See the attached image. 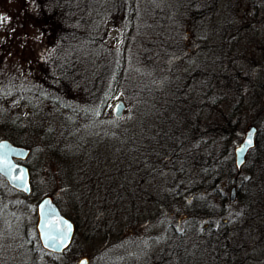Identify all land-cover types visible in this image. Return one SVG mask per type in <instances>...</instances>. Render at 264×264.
<instances>
[{"label": "rangeland", "instance_id": "rangeland-1", "mask_svg": "<svg viewBox=\"0 0 264 264\" xmlns=\"http://www.w3.org/2000/svg\"><path fill=\"white\" fill-rule=\"evenodd\" d=\"M179 2L186 3L181 10ZM59 6L63 14L54 22L71 30V42L52 29L36 0H0L6 18L0 20V104L28 127L17 133L0 126V140L24 137L19 145L31 149L24 164L34 192L25 197L0 177V264H76L82 257L87 264H164L178 247L168 242L169 252H161L172 230L190 245L185 264L196 256L207 264L216 252L239 264H264V0H163L161 16L141 18L153 29L146 39L162 44L140 56L129 47L136 21L84 17L83 7L66 9L63 0ZM190 13L203 19L187 20ZM163 14L167 31L160 27ZM6 77L11 80L3 83ZM118 101L124 108L116 118ZM73 120L83 133L93 123L99 134L116 128L117 138L92 145L86 135L87 153L74 150ZM168 120L174 135L159 126ZM249 126L257 129V144L237 172L233 151ZM190 129L207 134L191 145ZM144 131L157 133L153 143L136 135ZM205 139L217 143L222 166L201 194L211 198L202 212L177 159L185 155L189 175L199 166L207 171L211 152L217 162L216 149H193ZM44 195L76 227L62 255L39 244L35 206ZM221 235L223 244L212 248ZM175 252L170 258L178 262Z\"/></svg>", "mask_w": 264, "mask_h": 264}, {"label": "trees", "instance_id": "trees-1", "mask_svg": "<svg viewBox=\"0 0 264 264\" xmlns=\"http://www.w3.org/2000/svg\"><path fill=\"white\" fill-rule=\"evenodd\" d=\"M60 1L61 0H36L38 6L40 8L39 13L47 18L48 23L51 25L52 29H54V28L58 29V33L63 34V38L65 37L64 40L66 42H71L70 39L74 38V37H72L73 34H72L71 30L68 27H65L63 25L61 26V24L58 25L54 22L56 20L57 23H59L60 22L59 16H62V14H63L61 9H60V6H59ZM162 2H163V0H63V5L66 9H70V10L72 9L73 5L79 6L77 8V10L80 9V11L83 7L84 10H83L82 16L87 17L88 15H92L97 20H100L104 17H110L111 16L113 19H123V20L128 21L131 24H132V22L136 21V23L138 25L135 24L137 28H134V32L131 33L129 47L133 48L135 50L134 53L137 56H140L141 54H143V55L144 54L150 55L149 53L154 54V51L159 46V43L162 44L161 43L162 41H157V42L151 43L146 39V35L149 36V34H151L153 32V29H152V26L150 23H143L142 22L143 19H141L147 15H148V17H153L154 15L161 16L162 14L160 15V13H162V11L159 10V7H160L159 4ZM44 5H48L49 7L45 8ZM182 5L185 6L186 3H180L179 2V4L176 5L177 10L178 9L181 10L180 8L184 7ZM189 6L191 7V5H189ZM29 10H30V13L32 14L31 9H29ZM152 14H153V16H152ZM178 14L180 15L179 12H178ZM178 14H177V18H180ZM167 16L168 15L163 14V16L160 17V22H163V23H160V27L164 31H167V29H166L167 25H166V23H164V18H166ZM183 18L187 19L188 14L184 15ZM199 18L203 19L202 16H198L197 14L190 13V17L187 20H190L193 22V21H197ZM181 19H182V15H181ZM154 31H158V30L155 29ZM89 37L90 36L88 35V37H87L88 40H89ZM79 38H85V37L84 36L79 37L77 35V40ZM77 40H76V42H77ZM151 45H153V46L151 47ZM148 47H151V48H148ZM144 50H146V51H144ZM136 52H138V54ZM139 53H140V55H139ZM150 58L151 57H148V59H150ZM10 80L11 79H9V77H6L3 81V83H7ZM10 88L11 87H9V90H10ZM19 96H22V95H19ZM2 108H3V106H1V104H0V126L3 129H9L10 131L16 130L17 133H19L20 131L21 132L22 131H28V127L25 128L26 130L22 129V127L25 123H24V121L21 120V118L9 117L10 114H7L5 110H2ZM171 122H172V120H168V121L163 122V124L160 123L159 126H162L164 129L169 128L168 130H169L170 134L174 135L175 132L170 131V126L168 124ZM137 124H139V123H137ZM70 125L73 126L70 128V130L72 129V132H73L72 140L69 141L70 146L75 147L74 150H80V152H83V153H87V151H88L87 150L88 146L86 145V141H85L86 135H88V140H89V141L88 140L87 141L90 142V144H92V145L94 144V139L103 140V141L105 140L104 145H107V143L110 144V142L108 141L109 139H110L111 143L113 144L112 137L117 138L116 130H118V129H116V128H113L114 131L112 134L110 133L111 134L110 135L109 132L107 130H104V128H102V127H101V130H104L102 132V134L97 133V128L94 127V123L91 126L90 132H86V133H83L84 128H82L81 125L78 124L77 120L71 121ZM75 126L78 127L77 132L74 131ZM136 126L137 125H135V127ZM139 127L144 128L145 131L153 129V128L148 127V126H146V127L139 126ZM105 129H108V128H105ZM106 131H107V133H106ZM145 131L139 132L140 134L138 133L136 135L137 136H148L149 137L148 140H150L151 143H153L154 141L152 139L156 138L157 133H151V136H150V135H147L145 133ZM191 131L192 132L187 133L188 136L192 137L193 142L192 141L190 142L191 145L194 143L195 138H197L200 134L203 137H204V135L207 134L206 129H203L202 131H200V133H197V131H195V130H191ZM9 135H11V134H9ZM165 136H167V135H165ZM11 139H12L11 141L13 143L18 144V145L22 144L23 140L25 142V139H24V137H22L21 134H20V136L19 135H11ZM207 139H205L203 141V144H201V146L199 148H193V149L200 150L204 147H210L211 150L216 149L217 143L216 142L214 143L213 140H211V141H213V143L212 142L209 143ZM57 144H60L59 141H57ZM60 145L63 147L62 144H60ZM218 153H219V150L216 149L217 162H215V160L213 158L214 154H212V152H211L210 158L212 160L211 161L212 164L208 168L207 171H204L203 167L199 166V167H196V169H195L196 172L194 174L192 173V175L188 174V171L192 170V167L188 163V161L185 160V158H184L185 155L183 154L184 157L181 155L180 158L177 159V160H181V162H184L185 167L183 168L184 171L182 172L181 177H186L185 179L186 180L188 179L189 181L191 180L190 184H189L190 188L188 191H189L190 195L192 196V199H193L192 202L193 203L197 202L198 206H196V207H198L202 212L207 207L208 200H210L211 198H207L205 196H202L201 194H202L203 190L206 189L205 186L207 184H209V186L214 184L213 181L217 175L218 168H221V166H222V162H220ZM172 195H174V194H171V197H172ZM175 197H176V199L178 197L177 200L182 199L178 195H176ZM155 198H156V200H159L160 196L158 195V197L156 196ZM173 201H174V199H172V202ZM160 202L164 206L165 205L164 203H167V195L162 194ZM194 206H195V204H194ZM186 209L187 210L189 209L188 204H186ZM204 230L205 229L203 228V231ZM212 231H213V228H212ZM171 233H172V235L168 239H166L167 237H163L162 239L167 243L170 242V243L175 244L177 242V246L179 247V248L177 247V251H176L177 255H178V257H177L178 262L176 261V259L170 258V257H172L173 252H175L174 249L176 247V244L174 245V248H173V246L171 247V245L168 243L169 246L165 247V249H162V251H161V252H164V251L169 252L168 248L171 247L170 248L171 252H169L170 254L167 255L169 258L166 259L164 264H185L186 258H190V256H191L190 255V245L188 243H183L184 238H182L183 236L180 235L178 232L174 233V231L172 230ZM189 234L190 233H187V235H189ZM189 237H191V236H189ZM222 239H223L222 235L218 236V239L215 238V240H213V242L211 243L212 248H215V246H217V245L221 246L220 242L222 243ZM166 240H169V241H166ZM201 241L202 240L199 239L198 243H201L203 247L206 246V242L205 241L201 242ZM223 247H224V245H223ZM166 249H168V250H166ZM202 257L196 256L195 259H193L194 262H192V260L190 262H188V259H187V264H204L201 261ZM209 257L211 259L207 262V264H239L238 262H236L235 258H232L231 256H229V253H228L227 257L220 256L218 252H216V254H214V255L213 254L209 255ZM20 263L23 264L22 261H20Z\"/></svg>", "mask_w": 264, "mask_h": 264}, {"label": "water", "instance_id": "water-1", "mask_svg": "<svg viewBox=\"0 0 264 264\" xmlns=\"http://www.w3.org/2000/svg\"><path fill=\"white\" fill-rule=\"evenodd\" d=\"M124 108L122 101L113 106V116H121ZM256 127L249 126L241 142L234 148V166L240 171L245 164L246 155L255 146ZM30 154V148L14 144L7 139L0 140V176L13 190L30 196L32 185L30 173L24 164ZM229 202L236 200V187L233 186L228 194ZM35 229L40 246L48 253L62 255L71 245L75 235V224L64 216L52 196L42 197L36 204ZM77 264H87L85 257L78 260Z\"/></svg>", "mask_w": 264, "mask_h": 264}, {"label": "snow or ice", "instance_id": "snow-or-ice-1", "mask_svg": "<svg viewBox=\"0 0 264 264\" xmlns=\"http://www.w3.org/2000/svg\"><path fill=\"white\" fill-rule=\"evenodd\" d=\"M2 19H6V18L0 17V20H2Z\"/></svg>", "mask_w": 264, "mask_h": 264}]
</instances>
